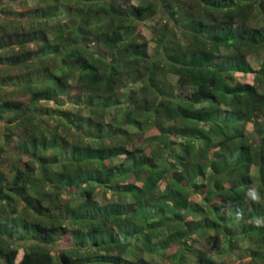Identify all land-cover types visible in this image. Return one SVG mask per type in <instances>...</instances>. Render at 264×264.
<instances>
[{
    "label": "trees",
    "instance_id": "trees-1",
    "mask_svg": "<svg viewBox=\"0 0 264 264\" xmlns=\"http://www.w3.org/2000/svg\"><path fill=\"white\" fill-rule=\"evenodd\" d=\"M27 2L0 3V264H264V0Z\"/></svg>",
    "mask_w": 264,
    "mask_h": 264
},
{
    "label": "rangeland",
    "instance_id": "rangeland-1",
    "mask_svg": "<svg viewBox=\"0 0 264 264\" xmlns=\"http://www.w3.org/2000/svg\"><path fill=\"white\" fill-rule=\"evenodd\" d=\"M7 0H0V3H6ZM37 3V0H28L27 2V5L29 7H34ZM27 5H22V4H14V6L11 8L13 10H23L25 7L28 8ZM258 9H256V14L258 15V17H254L252 18V22L254 21H259L258 24H264V11L263 10H259L257 11ZM260 14H258V12H260ZM160 23V17L157 16L156 18L154 19H150L147 21V24H146V27L144 28V33L146 35V37L149 39L150 41V44H149V53L151 56H155L157 54V45L156 43L153 41V29L155 26H157L158 24ZM263 26V25H262ZM184 43H187V40H184ZM94 47L97 46L96 43H93L92 44ZM222 52H225L224 50ZM250 61L251 63L253 64V66H255L256 68H259L260 65H261V61L263 60L264 58V49L258 51L257 53H253V54H250ZM245 74L244 75H240L239 76V79L241 80H246V81H250V82H254L255 81V75L251 74H247V73H243ZM248 75V76H246ZM234 76V74H233ZM235 77L238 78V75H235ZM168 79L170 80V82H172L173 84H176L178 88H180V86L178 85L177 83V76L173 75V74H168ZM186 88H182L181 87V90H185ZM9 91V89L6 90V98H9L10 95L7 93ZM18 96H16L17 98ZM23 99H28V97H24ZM45 105H49L51 106L52 104L49 102V101H46L44 102ZM68 105V104H67ZM71 110L72 112H75L76 111V108L75 107H71ZM84 113V112H82ZM87 113V112H86ZM247 128H248V131L249 132H252L253 130V124L252 123H248L247 125ZM60 132H63L64 133V129L60 128L59 129ZM71 136V135H70ZM74 137V135H72V138ZM22 137L19 135V134H15L13 136V143H14V146H20L21 143H22ZM4 143V136H3V133L0 129V145H2ZM70 151V150H68ZM10 155V152H6L3 154V159L7 158L8 156ZM62 157L63 159L66 158L64 154H62ZM1 167V166H0ZM37 171H39V169L37 168ZM88 188H92V186H84L82 189H80V191H83V190H86ZM99 190H98V195H96L97 197L95 198L96 200H98L100 203H103V204H108V203H111V202H118L120 203V195L119 194H112L110 192H108L107 190L103 189V187L99 186L98 187ZM63 198H70V200L73 202V203H80L83 201L84 197H77L76 194L74 193L73 195H68L66 192L62 195ZM129 200V199H127ZM126 200V201H127ZM214 237H215V234L212 232L208 238L205 237L203 238L201 241L198 242V248L199 249H202L204 252H206V254L208 255H212L215 257V259L221 261L223 259H230L232 257H234L236 251L238 250V248H235L234 246L232 248L229 247L228 251L227 252H221L219 254H216L217 252L221 251L222 250V246L218 247L216 246L215 248H213V245H215L216 243H214ZM207 238V239H206ZM66 239V238H65ZM65 239L63 238L62 241L59 243V245L56 247V250L57 252H59V249L61 248H65L66 247V241ZM246 241L245 239L242 240V242ZM226 246H228L226 244ZM228 248V247H227ZM198 254V253H196ZM133 256H135L136 258H145L146 260H149V261H153V262H156L158 264H169V260L170 258L167 257L166 253L164 251H160V252H156V253H152L150 251H145V250H142V249H137L136 252H133L132 254ZM198 256V255H197Z\"/></svg>",
    "mask_w": 264,
    "mask_h": 264
},
{
    "label": "clouds",
    "instance_id": "clouds-1",
    "mask_svg": "<svg viewBox=\"0 0 264 264\" xmlns=\"http://www.w3.org/2000/svg\"><path fill=\"white\" fill-rule=\"evenodd\" d=\"M249 195H250V197H251L252 199H254V200H258V199H259V196H258V194H257L255 191L250 192ZM261 222H262V221L257 220V223H261Z\"/></svg>",
    "mask_w": 264,
    "mask_h": 264
},
{
    "label": "crops",
    "instance_id": "crops-1",
    "mask_svg": "<svg viewBox=\"0 0 264 264\" xmlns=\"http://www.w3.org/2000/svg\"><path fill=\"white\" fill-rule=\"evenodd\" d=\"M249 60H250V57H249ZM253 65V64H252ZM246 76H248V75H246ZM250 82V81H249Z\"/></svg>",
    "mask_w": 264,
    "mask_h": 264
}]
</instances>
